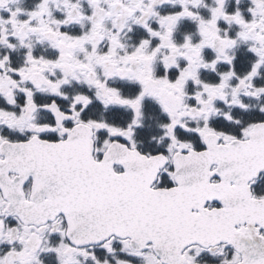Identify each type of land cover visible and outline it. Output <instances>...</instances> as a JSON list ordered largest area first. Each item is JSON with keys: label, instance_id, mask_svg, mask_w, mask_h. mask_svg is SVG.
<instances>
[{"label": "snow or ice", "instance_id": "obj_1", "mask_svg": "<svg viewBox=\"0 0 264 264\" xmlns=\"http://www.w3.org/2000/svg\"><path fill=\"white\" fill-rule=\"evenodd\" d=\"M0 264H264V0H0Z\"/></svg>", "mask_w": 264, "mask_h": 264}]
</instances>
